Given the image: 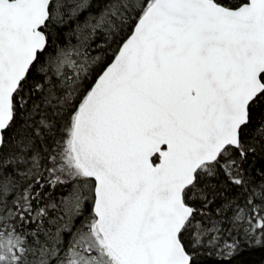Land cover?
I'll return each mask as SVG.
<instances>
[{
    "label": "snow or ice",
    "instance_id": "1",
    "mask_svg": "<svg viewBox=\"0 0 264 264\" xmlns=\"http://www.w3.org/2000/svg\"><path fill=\"white\" fill-rule=\"evenodd\" d=\"M0 264H264V0H0Z\"/></svg>",
    "mask_w": 264,
    "mask_h": 264
}]
</instances>
